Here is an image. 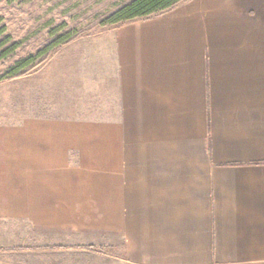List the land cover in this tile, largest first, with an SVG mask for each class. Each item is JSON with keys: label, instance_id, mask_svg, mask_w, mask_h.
<instances>
[{"label": "crops", "instance_id": "crops-1", "mask_svg": "<svg viewBox=\"0 0 264 264\" xmlns=\"http://www.w3.org/2000/svg\"><path fill=\"white\" fill-rule=\"evenodd\" d=\"M67 56L93 111L0 121V218L27 250L264 264V0H182Z\"/></svg>", "mask_w": 264, "mask_h": 264}, {"label": "rangeland", "instance_id": "rangeland-1", "mask_svg": "<svg viewBox=\"0 0 264 264\" xmlns=\"http://www.w3.org/2000/svg\"><path fill=\"white\" fill-rule=\"evenodd\" d=\"M126 1L0 0V19L6 27V35L19 43L15 53L0 62V73L20 59L37 58L32 66L25 69L24 75L0 81V121H18L36 105L40 106L36 109L49 115L93 111L95 108L87 105V90L83 89L89 87L91 81H80L77 75L65 77L62 73L65 72L63 63L69 57V52L76 53L86 39L101 35L108 28L101 25L104 16ZM66 36L73 39L56 46L47 56L37 57L44 47ZM77 66L78 62L76 69ZM91 98L93 101V97ZM17 225L13 221L0 218V258L10 259L16 256L20 261L24 256L31 259V264H40L38 260L47 255L50 257L47 264H71V259L74 264L77 260L76 254L85 264L89 263L88 259L94 262L90 264H106L105 255L113 259L116 254L114 247L108 249L101 245L88 247L86 252L63 250L57 253L58 256H55L54 250L29 251L27 248L37 246L23 245V228Z\"/></svg>", "mask_w": 264, "mask_h": 264}, {"label": "trees", "instance_id": "trees-1", "mask_svg": "<svg viewBox=\"0 0 264 264\" xmlns=\"http://www.w3.org/2000/svg\"><path fill=\"white\" fill-rule=\"evenodd\" d=\"M181 1L182 0H127L125 3L118 6L116 10L105 15L101 21V25L109 27L135 18L152 16L173 8ZM71 39H73L71 36L61 37L56 43L40 50L37 57L47 56L53 48L58 45H63ZM18 47L19 43L10 35H6V27L2 25V20L0 19V62L12 56ZM36 61V57L18 60L12 67L0 73V81L10 80L24 75L25 69L32 66Z\"/></svg>", "mask_w": 264, "mask_h": 264}]
</instances>
